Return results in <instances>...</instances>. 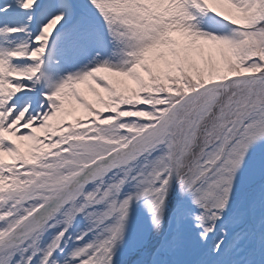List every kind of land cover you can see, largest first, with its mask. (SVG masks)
Wrapping results in <instances>:
<instances>
[{"label":"snow or ice","instance_id":"6c2138e0","mask_svg":"<svg viewBox=\"0 0 264 264\" xmlns=\"http://www.w3.org/2000/svg\"><path fill=\"white\" fill-rule=\"evenodd\" d=\"M0 264H264V0H0Z\"/></svg>","mask_w":264,"mask_h":264}]
</instances>
